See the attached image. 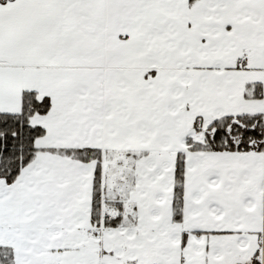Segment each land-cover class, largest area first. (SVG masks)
<instances>
[{"label":"snow or ice","instance_id":"1","mask_svg":"<svg viewBox=\"0 0 264 264\" xmlns=\"http://www.w3.org/2000/svg\"><path fill=\"white\" fill-rule=\"evenodd\" d=\"M0 264H264V0H0Z\"/></svg>","mask_w":264,"mask_h":264}]
</instances>
